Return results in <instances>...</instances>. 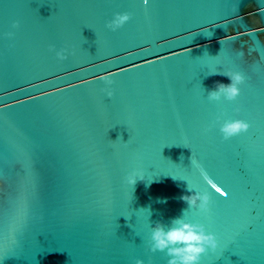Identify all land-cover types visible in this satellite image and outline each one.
Wrapping results in <instances>:
<instances>
[{"label": "water", "instance_id": "obj_1", "mask_svg": "<svg viewBox=\"0 0 264 264\" xmlns=\"http://www.w3.org/2000/svg\"><path fill=\"white\" fill-rule=\"evenodd\" d=\"M222 71L240 94L209 101ZM188 186L218 241L199 264H264V0H0V264H167L147 241Z\"/></svg>", "mask_w": 264, "mask_h": 264}, {"label": "clouds", "instance_id": "obj_2", "mask_svg": "<svg viewBox=\"0 0 264 264\" xmlns=\"http://www.w3.org/2000/svg\"><path fill=\"white\" fill-rule=\"evenodd\" d=\"M147 4V0H144ZM131 19V13L129 12H117L113 18L106 23V27L112 31H116L121 28L126 22ZM13 28L19 27V21H14ZM7 36L14 35L13 32H8ZM54 47V46H53ZM68 49L61 48L56 51V56L59 60L67 59ZM243 55V53H241ZM220 74L227 76L231 83L224 84L217 81L214 88L207 90V96L209 101H219L224 98L228 101L235 100L240 94V85L245 82V75L240 71H222L213 72L208 75ZM112 74H105L101 77V80L105 82V87L102 89L109 98L114 94L111 85L114 83L110 77ZM239 111V109H236ZM220 123V132L225 140L241 133L247 132L250 124L243 119H231L223 118V114H219L216 117ZM122 141V140H121ZM123 142V141H122ZM128 143V142H123ZM192 163V158H191ZM201 173L206 180L207 184L215 189L213 181L208 177L207 173ZM137 178L144 180L141 174L133 171L126 176V182L134 186L137 182ZM188 191L191 195H183L181 199L188 205L182 214L178 217L172 218L168 223H164L162 220L156 221L152 224L151 233L147 241V247L149 251L155 253L157 251L166 252L169 257L167 264H199L201 255L206 253L208 249L215 251L217 248V238L213 233L207 232L205 225L199 221H193L190 219L186 212L189 208L198 209L203 213H207L209 210V203L211 196L207 191H193L188 186ZM135 264H145L143 259L137 258Z\"/></svg>", "mask_w": 264, "mask_h": 264}, {"label": "snow or ice", "instance_id": "obj_3", "mask_svg": "<svg viewBox=\"0 0 264 264\" xmlns=\"http://www.w3.org/2000/svg\"><path fill=\"white\" fill-rule=\"evenodd\" d=\"M213 187L215 188V191H216L217 193H220L221 195H226V193H225V192H222V191H221V188H220V187H217L216 184H214Z\"/></svg>", "mask_w": 264, "mask_h": 264}]
</instances>
